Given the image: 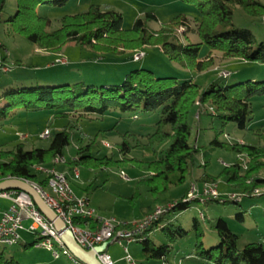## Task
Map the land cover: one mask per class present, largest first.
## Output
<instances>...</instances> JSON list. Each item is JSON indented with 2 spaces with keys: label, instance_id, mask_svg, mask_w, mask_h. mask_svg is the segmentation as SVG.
I'll return each mask as SVG.
<instances>
[{
  "label": "trees",
  "instance_id": "16d2710c",
  "mask_svg": "<svg viewBox=\"0 0 264 264\" xmlns=\"http://www.w3.org/2000/svg\"><path fill=\"white\" fill-rule=\"evenodd\" d=\"M68 1L17 0L16 12L6 22L13 33L24 36L37 49L47 53H61L66 45L73 43L82 50L88 49L94 54L95 60L105 58L113 61L115 58L109 56H124V59L118 60L139 62L134 60L135 54L125 56L128 52L145 50L146 47H159L170 61L202 73L214 64L212 53L201 60V48L205 45L226 59L264 64V41H259L251 30L234 24V12L237 8L243 9L252 17L262 19L264 0H182L192 5L201 16L197 29L201 42L196 44H186L179 40L178 29L186 27L188 23L186 15L175 17L155 31L150 23L156 21L157 17L154 12H150L139 16L133 27L126 29L121 13L105 11L99 5H91L84 13L63 17L60 27L51 30L52 21L40 16L37 8L43 5L63 7ZM0 60L4 63L6 57ZM231 75L219 76L203 87L193 79L159 77L152 70L139 68L129 71L118 84L95 86L84 80L74 84L6 89L0 94V122L8 120L18 110L30 114H52L58 120L70 122L63 130L52 132L50 146L46 149L27 150L25 144L20 143L13 150H0V182L21 179L46 187L48 178L36 171L35 167H54L53 161L64 156L65 149L71 146L79 123L90 119L91 115L103 120L113 112L132 114L134 119L158 114L157 121L146 126L150 130L146 141L143 137L140 139L134 136L135 145H132L125 139L131 134L127 132L123 135V141L116 145L122 159L107 155L99 157V150L96 155L93 153L99 137L97 133L94 142L80 147L78 156L70 163L71 166L94 168L131 166L144 171L147 176L138 182L137 187H147L152 194L151 212L161 204L160 197L164 193L171 187L185 184L192 173L195 158L200 153V148L190 143L192 126L189 118L196 111L219 118L224 125L236 123L240 130L251 131L263 140L258 146L222 143L217 139L211 143V147L224 148L238 154L237 161L226 166L221 176L227 177L228 185L235 192L240 191L243 198L253 197L254 191L264 185V128L256 132L250 128L255 121L252 102L264 98V80L247 79L228 83L225 80ZM73 113L78 116L71 121ZM84 139L82 134L76 141L82 145ZM156 146L166 147L158 153ZM141 147L154 148V159L144 161L128 158L135 149ZM207 166L205 158L204 168ZM199 180L204 184L218 183V178L207 172ZM186 197L176 202L170 213L188 210L190 203L184 202ZM216 201L226 203L229 200ZM230 201L238 206L241 204V200ZM237 218L244 220L242 211L237 214ZM162 220L163 218L154 227L159 226ZM80 223L88 225L92 230L98 226L95 220H82ZM198 226V220L195 219L194 227L197 230ZM154 227L146 231L144 238L138 241L143 246L145 261L147 264L168 263L173 244L189 232L168 221L161 227L168 243L157 246L149 237ZM215 229L220 238L216 247L205 249L202 234L197 235L194 255L205 264H264L263 242L248 244L240 250L239 237L230 230L226 221L218 219ZM36 241L31 245L25 244L24 247H34ZM6 248L3 247L0 251V264H21L14 258H6Z\"/></svg>",
  "mask_w": 264,
  "mask_h": 264
},
{
  "label": "rangeland",
  "instance_id": "374dc122",
  "mask_svg": "<svg viewBox=\"0 0 264 264\" xmlns=\"http://www.w3.org/2000/svg\"><path fill=\"white\" fill-rule=\"evenodd\" d=\"M4 2V3H3ZM3 8L1 9V4ZM91 5H99L103 10L116 11L122 14L124 27L131 29L136 19L146 13L154 12L157 20L150 23V27L157 31L179 15H186L188 23L186 27L178 29L179 40L184 43H200L197 29L201 16L196 9L182 0H69L63 7L43 5L37 8L40 16L47 17L52 21L51 30H56L61 25V19L68 15L86 12ZM17 9V0H0V59L6 57L5 65L10 68L9 73L0 70V94L11 87H29L33 85H62L74 84L86 81L95 86L104 84H118L124 80L125 75L132 70L145 68L155 72L159 77H178L193 79L196 83L206 87L212 80L219 78L222 73H231L227 81H244L247 79L264 80V64L246 62L239 59H226L219 52L211 51L203 45L201 48V60L212 53L214 64L205 72L191 71L182 67L179 63L170 61L159 47H146L145 50L128 52L127 56L146 52V56L139 62L117 57L113 61L100 58L93 59L94 54L88 49L82 50L71 43L65 46L61 53H47L29 42L24 36L15 34L11 26L6 22L13 16ZM234 24L239 28L251 30L259 41H264V22L261 18L248 15L243 9L237 8L234 12ZM188 30V31H186ZM103 57V56H100ZM67 60V64H60L59 60ZM108 59V58H107ZM253 116L255 121L250 125L254 132L264 128V98L252 102ZM193 111L189 118L192 126L190 143L200 148V153L195 158L191 175L185 184L171 187L169 191L160 197L159 206H167L178 202L184 196H188L192 187H201L200 176L207 172L218 178V192L223 197L232 194L242 195L240 191L232 189L227 183V177L221 176L226 166L233 165L239 158L238 154L231 150L220 147H211L212 141L217 139L222 143H242L258 146L263 140L251 131L240 130L236 123L224 125L219 118L211 117L208 113ZM71 121L78 114H72ZM88 120L79 123L75 131L72 144L64 151L66 163L55 165L57 171L63 170L69 173L71 167L79 172V178L71 182L73 192L78 197H87L90 207L96 211L98 218H114L121 224L132 226L142 221L149 213L153 204V197L147 187L137 184L147 174L137 167L111 165L107 168H94L85 166H71L70 163L76 158L80 147H85L94 142L98 133L93 153L99 150V157L107 155L115 159H122L117 144L124 139L123 135L129 132L131 135L125 138L132 145L134 136L147 140L150 130L146 126L153 125L158 114L139 117L134 119L132 114L113 112L101 120L96 115L89 116ZM121 118V119H120ZM69 120H58L52 114L26 113L23 110L16 111L11 118L0 122V150H13L18 144L23 143L27 150L46 149L50 146V139H40V135L49 129L51 132L63 130ZM263 127V128H262ZM84 136V142L80 145L76 138ZM26 136V137H24ZM24 137V138H23ZM166 146H156L159 153ZM154 148L141 147L134 150L128 158L144 161L153 160ZM208 162L207 168L204 163ZM241 158L246 159L245 156ZM2 160L0 158V164ZM203 187V186H202ZM201 187V188H202ZM253 197H244L240 206L230 200L220 203L216 200H208L206 203L195 201L190 203V208L182 213H169L163 217V224L168 221L177 226H182L188 233L184 238L178 239L173 244L172 253L169 257L170 264H205L194 255L198 233L203 236L205 249L216 247L220 238L215 229L218 219L227 222L230 230L239 237L238 248L242 250L251 243H262L264 240V185L257 188ZM9 201L0 199V210L8 208ZM158 206V207H159ZM243 212L244 220L240 221L237 214ZM152 212V211H151ZM204 214V218L200 213ZM197 219L198 230L194 227ZM150 240L157 246L167 244V239L161 229H155L150 235ZM36 235L21 234L20 244L5 249L6 258H14L21 264H33L38 258H43L49 264H74L68 258L54 259L48 251L26 249L25 244L31 245L36 241ZM128 250L126 253L125 250ZM3 247H0V251ZM109 255L122 257L120 264H128L126 256L129 254L138 264L145 263L143 246L135 241L128 244L114 243L108 247Z\"/></svg>",
  "mask_w": 264,
  "mask_h": 264
},
{
  "label": "built area",
  "instance_id": "2783aa9c",
  "mask_svg": "<svg viewBox=\"0 0 264 264\" xmlns=\"http://www.w3.org/2000/svg\"><path fill=\"white\" fill-rule=\"evenodd\" d=\"M1 17V14H0ZM264 22V16L262 18ZM146 53L138 52L134 55L135 61L144 59ZM60 64H67L68 61L59 60ZM0 70L5 73L10 72V68L0 60ZM221 76L227 77L229 73H222ZM200 113L197 114V119ZM52 132L46 129L39 137L40 139H50ZM26 137V136H24ZM23 137V138H24ZM53 163L55 165L65 164V158L57 157ZM36 171L43 173L47 178V186L31 183L39 192L48 206L64 221L67 228L73 233L76 241L86 250H94L103 244H122L126 241L131 244L140 241L144 233L152 229L165 215L170 213L175 203L167 206H159L150 212L142 221L128 226L121 224L114 218H98L96 211L90 207L87 197H78L72 190L70 183V174L68 172H59L55 168L45 166L35 167ZM72 175V174H71ZM75 179L79 178L78 170H74ZM260 196V193H254ZM244 195L232 194L223 197L218 192L215 185L204 184L199 188L193 186L184 202H203L208 200H242ZM0 199L9 201L10 206L5 210H0V247H13L20 244L21 234L23 232L36 235V247L46 250L52 254L54 259H60L62 256L68 258L74 264H81L73 254L66 248L62 234L56 230L53 222L48 220L37 208L32 197L23 191H4L0 192ZM204 218V214L200 213ZM82 220H95L98 222L96 229L92 230L88 225L80 223ZM264 243V240H263ZM128 253V250H125ZM102 264H114L111 255L107 250L97 254ZM128 264H138L128 254L126 259ZM168 264V263H162Z\"/></svg>",
  "mask_w": 264,
  "mask_h": 264
},
{
  "label": "water",
  "instance_id": "95a60500",
  "mask_svg": "<svg viewBox=\"0 0 264 264\" xmlns=\"http://www.w3.org/2000/svg\"><path fill=\"white\" fill-rule=\"evenodd\" d=\"M23 191L29 194L40 212L51 222L54 223L56 230L62 234V240L66 248L81 264H102L97 254L103 253L108 249V244L96 247L94 250L84 249L75 239L73 233L67 228L66 224L58 215L48 206L34 186L25 180L7 179L0 182V192L4 191Z\"/></svg>",
  "mask_w": 264,
  "mask_h": 264
},
{
  "label": "crops",
  "instance_id": "0c3cea01",
  "mask_svg": "<svg viewBox=\"0 0 264 264\" xmlns=\"http://www.w3.org/2000/svg\"><path fill=\"white\" fill-rule=\"evenodd\" d=\"M0 18H1V17H0ZM67 170H69V172H70V173H69V174H70V179H69V180H70V183H71L73 180H75V178L72 176L74 171L72 172V167H71L70 169H67ZM74 170H76V169H74ZM62 172H66V171L63 170ZM71 174H72V175H71ZM203 174H204V173H203ZM203 174H202V175H203ZM202 175H201V176H202ZM201 176H200V177H201ZM199 179H200V178H199ZM201 184L204 185V183H201ZM203 185H201V187H202ZM9 206H10V205H9ZM6 209H7V208H6ZM4 210H5V209H4ZM162 225H164L163 222H161V223L159 224V226L154 227V230H155V229H158V228L161 229ZM154 230H153V231H154ZM24 233H25V232H24ZM110 245H112V244H110ZM110 245H109V246H110ZM33 248H34V249H38V250H43V249H39V248H37L36 246H34ZM107 250H108V249H107ZM43 251H46V250H43ZM107 252H109V251H107ZM108 254H109V253H108ZM111 257H112V256H111ZM122 260H123V259H122V257H120V256H114V257H113L114 264H120V263L122 262ZM33 264H49V263H48L46 260H44L43 258L40 257V258H38L37 261H34ZM168 264H170L169 261H168Z\"/></svg>",
  "mask_w": 264,
  "mask_h": 264
}]
</instances>
